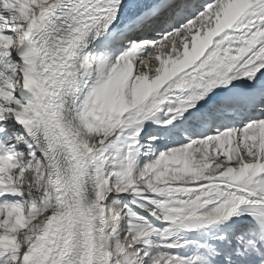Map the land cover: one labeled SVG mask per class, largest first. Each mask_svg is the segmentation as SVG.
<instances>
[{"label":"snow or ice","instance_id":"obj_1","mask_svg":"<svg viewBox=\"0 0 264 264\" xmlns=\"http://www.w3.org/2000/svg\"><path fill=\"white\" fill-rule=\"evenodd\" d=\"M0 264H264V0H0Z\"/></svg>","mask_w":264,"mask_h":264}]
</instances>
